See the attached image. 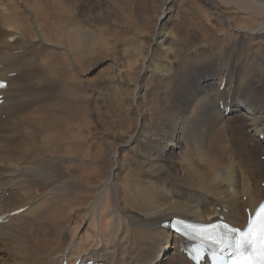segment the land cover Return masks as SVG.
<instances>
[{"label": "bare ground", "instance_id": "bare-ground-1", "mask_svg": "<svg viewBox=\"0 0 264 264\" xmlns=\"http://www.w3.org/2000/svg\"><path fill=\"white\" fill-rule=\"evenodd\" d=\"M183 1L189 0H161L143 27L126 18L140 42L124 46V53L135 71L136 63L141 67L125 82L113 63L116 92L132 86L130 99L138 105L150 93L147 82L165 81L148 96L161 90L166 108L155 121L141 111L133 131L105 149L71 129L73 119L61 111L67 103L48 99L50 88H23L55 81L52 51L77 68L94 45L111 50L110 41L74 15V0H0V80L8 82L0 90V264H63L80 257L194 264L166 226L171 218L210 223L224 216L244 228L246 209L264 199V0H216L224 9L205 0L211 11L196 23L175 20L173 6ZM188 63L195 64L188 70ZM35 68H43L35 79L34 71L19 72Z\"/></svg>", "mask_w": 264, "mask_h": 264}, {"label": "rangeland", "instance_id": "rangeland-1", "mask_svg": "<svg viewBox=\"0 0 264 264\" xmlns=\"http://www.w3.org/2000/svg\"><path fill=\"white\" fill-rule=\"evenodd\" d=\"M52 1H54V0H52ZM62 1L64 3H67V2H70L71 0H62ZM155 1L154 0H74V5L71 4L72 8H74V12H75L74 15L76 17H78L79 19H81L84 23H86L88 29L94 30L97 32H98V30H100L104 34L105 40L107 42L110 41L109 47L111 50H108L106 48V46L105 47L99 46L98 44L94 45L92 47V48H94L91 51L92 53L90 52L89 54L86 55V60L83 59L82 62H77V64H76V65H78V66H76L77 68L72 67V66H68L69 64L66 62V57L64 55H62L60 53L54 54L53 52H55V51H52V57H49L50 58L49 60L53 63L55 69H57L56 70L57 74H59V75H56L55 81H47L48 83L45 82L46 85L44 83L43 84H32V86H29V87L23 88V89L24 90L27 89L26 91H32V90H35L36 86H39V85L43 88H47V87L50 88L51 91L48 94H46V97L48 99L62 100V101H65L67 103L66 107L62 108L61 111H63V113L66 114L68 118L71 117L73 119V125L70 124L71 129L74 128L75 131H77L76 129L80 128L86 134H89V136H87V142L88 143H90L92 141H95L98 143L102 142L103 147L105 149H109L110 147L114 146L117 142H119V140L121 141V139L125 138L122 136L126 134V131H128V132L133 131L135 124L137 122L136 118H139V113H141V111H142V113H144L143 112L144 109L146 110L145 112H148V113L150 112L149 117H150V119H152V121L158 120L160 118L159 116H160L161 112H163L162 111L163 107H165L166 101H165V99L163 100V98H162L164 93L161 92V90L159 92H157V94L160 95L162 99L160 98V96H153V95L148 96V95L153 93V92H156L155 89H156V85H158V83H159V80L151 81L153 83V85L151 82H147L148 83L147 86L150 89V93L147 96H145L144 98L143 97L139 98V103L137 105L136 100L133 102L130 99L131 98L130 94L132 92V90H131L132 86L121 89V92L119 94H117L118 92H116L117 90L115 87L116 86L115 84L117 83V81H116V78L114 76L116 71H117V69L115 70L116 67H119L122 74L124 73V71H126V73H124L126 75L121 74V77H122L123 81H125V82H131V79L133 78L132 80H134L136 75L138 74L141 66H139L138 63H136L135 66H138V68L136 67L137 70L135 71V69L132 68L133 65H129L130 63L128 62V60L131 59V56L128 54L126 55L124 53V46L129 45V46L133 47L135 45H138L140 40H138V36H134L133 32H130L129 28H127L124 25V23L126 21V18H127V20L132 19L136 23H139V25L141 27H143L144 22H146V20H147L144 16L147 15L149 20H152V19H154L153 16L154 15L156 16V13L159 11V7H160L159 5H161V0H155ZM204 1L205 0H189L186 2L185 1L176 2L175 6H173V9H172L173 10L172 13L174 14V17L176 18L175 20L176 21H183V20L187 19V21H189L191 23H196L199 19H205L206 14L204 13V11L207 14H209V11H211V10H209L207 8V6H205ZM211 1L216 3L218 0L217 1L211 0ZM217 3H219V1ZM217 5L219 7H221V9H224V7H222L221 5H219V4H217ZM129 8H130V10H129ZM196 10H197V12H196ZM149 11L151 13H153L155 11V14L153 13V16H152V14L149 13ZM129 12H130V14H129ZM131 13H132V15H131ZM210 13H212V12H210ZM200 15H202L201 18H200ZM197 16L199 18H197ZM208 23H210V22H208ZM106 32H107V34H106ZM107 35H109V37ZM118 39L120 40V42ZM136 39L138 42L134 41ZM141 39H143V41H141V44L147 42L146 41L147 38L141 37ZM128 41H130V42H128ZM132 43H133V45H132ZM240 44H242V43L239 42L238 45H240ZM238 48H239V46L236 47V49H238ZM118 50L120 53L117 52ZM113 51H116V52H113ZM93 52H95V53H93ZM49 53H51V52H49ZM123 53H124V55H123ZM90 54H92V55H90ZM55 55H56V57H55ZM59 55L61 57L57 58V56H59ZM123 56H126L125 57L126 61H124L125 58ZM233 56H236L235 52H233ZM40 57L44 58L43 55ZM219 57H222V60H223V55H220ZM52 60H54V61H52ZM114 61H116V63ZM113 63L116 67L113 65ZM193 64H195V63H188L186 65L185 69L189 70ZM82 66H84V67H82ZM206 67L209 68L210 65H207ZM82 68H84V69H82ZM41 69H43V68L28 69L26 72L24 70H19V72H21L20 74H22V73L25 74L27 72L30 73V72L34 71L33 77L35 79L36 77L41 75ZM128 69H133V71L128 70ZM74 70H76L77 72ZM122 70H124V71H122ZM131 72H132V74H130ZM14 74H16V73L13 72L11 75L14 76ZM129 74L131 75V78L129 77L130 76ZM177 74H179V73H177ZM212 77L216 78L217 75H213ZM58 78H59V81L57 80ZM60 81L63 83H61ZM200 82H202V80ZM161 83H167V82L163 81ZM161 83H159V84H161ZM51 84L52 85L54 84L55 86L57 84L56 87H58V88L61 86V84H62V86L60 87V89L55 87L57 90V91H55V89L51 86ZM154 84H155V86H154ZM69 86H70V88H69ZM62 87H63V89H62ZM66 87H67V89L69 88L68 89L69 91L66 89ZM71 92H73V93H71ZM74 92L77 93L78 95L75 94ZM56 93H57V95H55ZM115 93H116V95H115ZM120 94H123V95L125 94L124 95L125 97H122ZM118 96L120 97V100L118 99ZM75 97H77V98H75ZM84 98H85V100H84ZM113 98H115V99H113ZM156 98H157V100H156ZM67 99H68V101H67ZM73 100H74V102H73ZM113 101H115V103H113ZM116 101H118V102H116ZM155 101H157V103L160 106ZM132 102H133V105H132ZM150 102H151V104H149ZM160 102H162V103H160ZM110 103H112V106L110 105ZM117 103L118 104L120 103L121 106L118 105ZM152 103H153V105H152ZM105 104L107 105V107ZM128 104H130V105H128ZM125 107H127V111L123 110ZM220 107H221V109H223L222 104H220ZM121 109L123 111H121ZM147 109H149L151 111H148ZM17 110H18V107H14V112H16ZM71 110L76 112V113H74L75 115L71 114ZM135 110H136V112H135ZM155 110H156V112H155ZM129 111H130V113H129ZM122 112H124V114ZM77 114H79V115H77ZM109 115H111V116H109ZM190 116H194L193 113H191ZM4 117H6V114H4ZM154 117H155V119H154ZM157 117H158V119H157ZM76 118H77V120H76ZM72 119L70 121H72ZM93 119H94V121H93ZM220 119H222L221 116H220ZM3 120H7V122H8V118H3ZM81 120L87 121V124L81 125L82 124ZM10 122H11V119L8 123H10ZM75 122H77V123H75ZM112 122H114V123H112ZM223 123H226L225 120L223 121ZM95 124H96V126H95ZM99 124H101V125H99ZM121 124H123L124 126ZM80 125L82 127H80ZM89 129H91V130L89 131ZM111 129H112V131H111ZM120 133H122V134H120ZM260 138L262 140L264 138V136L261 135ZM104 144H106V145H104ZM253 145H254V142L251 143V146H253ZM137 160L138 159H134L133 161L131 160V162L134 163V164L132 163V165H134V166H135V164H136V166L140 165V162ZM261 160L264 161V156L261 157ZM102 164H103V166H106V159L102 162ZM5 191H6V193H8V192L10 193V191H7V190H5ZM113 194H114L113 191H111L112 197L114 196ZM244 200H246V197H244ZM78 218L80 219L81 217L78 216L74 220H76Z\"/></svg>", "mask_w": 264, "mask_h": 264}, {"label": "snow or ice", "instance_id": "snow-or-ice-1", "mask_svg": "<svg viewBox=\"0 0 264 264\" xmlns=\"http://www.w3.org/2000/svg\"><path fill=\"white\" fill-rule=\"evenodd\" d=\"M3 87L6 84L0 82V88ZM184 235L200 240L202 244H212L221 251L231 249L232 264H264V203L248 215L246 228L226 222L186 225Z\"/></svg>", "mask_w": 264, "mask_h": 264}]
</instances>
